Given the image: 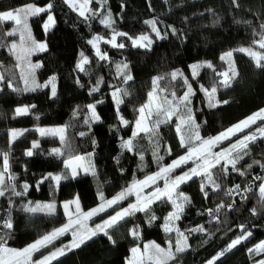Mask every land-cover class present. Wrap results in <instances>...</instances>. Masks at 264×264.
I'll use <instances>...</instances> for the list:
<instances>
[{"label":"trees","instance_id":"obj_1","mask_svg":"<svg viewBox=\"0 0 264 264\" xmlns=\"http://www.w3.org/2000/svg\"><path fill=\"white\" fill-rule=\"evenodd\" d=\"M30 4L52 5L56 25L48 33L43 29L47 14L33 17L30 22L35 39L47 44L45 52L33 57L36 64L40 63L33 80L45 83L55 77L57 89L53 96L50 87L28 88V91L22 87L15 58L7 48L5 29L8 26L0 21V74L4 76L0 90V172L5 155L9 166L2 186L5 195L0 196V243L5 247L22 250L65 225L67 219L61 206L64 201L77 197L82 210L88 212L102 203L101 193L105 201L111 200L134 181H142L159 172L161 167L172 164L188 151V147L181 146V136L185 145L192 146L196 144V132L202 139L213 138L264 109V67H258L253 57L239 51L251 49L264 55L258 43L264 35L261 27L264 0H105L103 3L93 0L90 8L97 14L93 16L88 12L87 20L65 0H0V12ZM109 12L113 23L106 27L100 21ZM150 20L156 21L163 39L146 23ZM114 32L127 34L117 36L116 40L117 44L123 43L124 48L106 42ZM142 35L152 40L150 48L135 47L128 38ZM97 36L103 37L100 49L107 56L105 60L97 56L89 43ZM228 52L232 53L233 62L221 59ZM83 57L89 63L81 72L77 65ZM197 63L203 66L193 75L191 66ZM208 63L212 68L206 66ZM124 64L128 65L127 69L122 67ZM230 66L235 68V75L225 86L220 73ZM173 72L182 75L173 80ZM125 75H131L132 79L125 82ZM157 77L162 79L154 85ZM189 85L192 91L181 112L170 119H161L167 122L160 123L155 134L141 133L133 137L138 110L148 102L149 93L155 89L159 96L172 97L175 103L183 104L181 101ZM96 87L99 90L92 91ZM213 88L216 104L205 97ZM117 89L122 90L123 101L118 111L112 95ZM94 102H100L96 107L100 118L97 123L91 121L88 107ZM21 106H32L34 115L15 118V110ZM120 117L129 122L127 126L121 123ZM181 119L184 124L180 123ZM37 125L63 126L64 140L42 138L38 146L33 147L37 138L33 128ZM177 125L180 132L176 130ZM258 125L244 129L217 146V149L228 148L246 135L256 136L248 143V148L239 153L243 159L238 160L236 168L244 175L233 171L231 165L225 174L218 165L211 171L220 185L219 190H213L204 176L193 177L178 187L176 203L183 204V211L179 213L177 229L187 237L188 247L184 251L176 252V234L164 230L175 205L173 199L163 197L146 211L127 216L108 229L111 240L106 235H97L79 248L66 250L51 264H126L131 249L137 243L148 241L165 247L171 245L175 258L168 264H208L221 252L225 254L214 264H257L264 260V250H255L264 242V197L259 191L264 182L261 166L264 165V136L258 135ZM18 128L30 131L11 145L9 132ZM129 139L133 141L131 150L122 147ZM28 151H32L31 156L27 155ZM90 153L94 154V174L69 176L58 187L55 185L54 175H69L66 161ZM185 168L189 165L176 168L169 179ZM202 183L204 191H201ZM24 185H28L26 192ZM236 185L239 189L230 191ZM13 189L22 194L15 195ZM183 196L189 201L185 202ZM39 203L56 204V213L49 216L27 211ZM221 204L223 208L219 207ZM114 210L92 223L102 224ZM152 216L156 219L151 220ZM9 221L11 228L4 226ZM199 228L203 231H196ZM133 229H138V237L132 236ZM247 231L251 232V237L228 250L232 241ZM70 243L71 236L66 234L35 252L33 262Z\"/></svg>","mask_w":264,"mask_h":264},{"label":"snow or ice","instance_id":"obj_2","mask_svg":"<svg viewBox=\"0 0 264 264\" xmlns=\"http://www.w3.org/2000/svg\"><path fill=\"white\" fill-rule=\"evenodd\" d=\"M65 2L69 5V7L73 8V10L78 11L79 15L81 17H84L85 20H87L89 17L87 15L88 12H91L93 16L97 14L95 10H92L89 5L93 2V0H65ZM101 3L105 2V0H100ZM239 5L237 4V7ZM52 5H47L46 8L36 7L34 5H26L21 8L15 9V10H9L0 12V21H13L17 26H23L25 30L28 29V18L31 16H36L42 12L50 11ZM54 23L53 16H48V22L44 24V29L47 31L48 28L51 26V24ZM101 24H104L106 27H111L113 21L111 20V13H108V16L105 17L100 21ZM146 23L150 24L152 26V31L156 33L157 37H160L163 39L164 37L161 36L159 29L156 26L155 20L146 21ZM262 28H264V25H261ZM173 32H175V29H173ZM8 35H15L16 30H13L12 32L7 33ZM117 36H127L126 33H118L114 32V34L111 37V40L106 41L108 43H111L113 47H119L124 48L125 45L123 43L117 44L116 38ZM130 40H132L133 46H139L148 48L150 47L152 40L150 37L146 35L139 36L135 39L132 37H128ZM20 39L22 43L25 41V35L23 32L20 33ZM27 40L31 42V47L22 48V51L27 54H31L32 51L35 50H45L46 45L44 43H37L34 39L31 37L30 31L28 32ZM103 40V37L97 36L93 40H90L89 43L92 44L94 47H96V54L99 56L101 60L107 59L106 54H101L99 47L97 46L96 42ZM259 47L261 49H264V35L261 36L260 40L258 41ZM17 45L14 43L12 44V49H15ZM241 52H246L249 56L253 57L256 60L258 67H264V64H261V61L264 60V55H262L259 52L252 51L251 49H239ZM82 55V54H81ZM232 53L228 52L226 54L227 58H231ZM17 60L22 59L23 57L21 55H17ZM221 59H225V57H221ZM89 63L88 59L86 57H83L80 61V63L77 65V68L83 72L85 71L84 65ZM203 65H192L193 69V75L196 74V70ZM208 68H212V65L208 63L206 65ZM32 67L38 68L40 67L39 64L33 65ZM124 69H127L128 65L124 64L122 66ZM120 68V66H118ZM123 74V73H122ZM178 75H182L178 72L171 73V77L173 80L177 78ZM221 76H223L225 79L223 83L225 86H227L228 80H229V74L227 72L220 73ZM233 75H235V70L233 69ZM131 75H125V82L128 80H131ZM162 79V77H157L154 79V85L158 83V81ZM4 76L0 74V82H3ZM52 80H55V77L52 78ZM49 83H52V81H49ZM185 83H187V80L185 78ZM25 84H27V79H25ZM47 85H44L46 87ZM9 87H11V84L9 83ZM15 90V89H14ZM25 90H28L27 88ZM98 87L93 88L92 91H98ZM163 91V90H161ZM192 89L189 85L188 92L185 93L183 96V99L181 103L186 102L189 100V94L191 93ZM207 91V90H205ZM155 92V89H154ZM216 92V89L213 88L211 90L210 96L214 95ZM122 90L117 89L115 90L112 95L117 105V111L119 110V104L122 103L121 99ZM52 95H56V88L55 84H52ZM123 95H127L126 92H123ZM175 96V94H172ZM158 99L156 96L153 95V93H149V104H146L142 106L138 111L140 113L139 119L135 122V131L133 132V137L138 135L141 132L144 133H152L155 134V128L159 126L162 122H167V120H160L157 119L153 122V127L149 128L148 122L151 120V117L153 115V112H155V115L157 117L164 116L168 119L171 118V116L177 112L179 109L176 107H172L173 101L168 100L167 97H164L161 103H156L155 108L153 109L151 107L152 102L154 100ZM227 103V101H225ZM167 104L170 107L165 108L164 105ZM89 109L92 113V118L95 120H99V116L96 114L95 108L96 105H89ZM146 109H147V115H146ZM29 111L27 107L24 108H17L16 112L17 114H26ZM189 113L191 112V109L188 110ZM189 120L192 119L191 115L189 114L188 117ZM257 119L264 120V109H261L260 111L254 113L252 116H249L245 120L235 124L231 128L227 129L226 131L222 132L221 134L208 139H202L198 132L195 133L194 140L199 141L198 144H193L192 146L185 145L184 137L181 136V146L188 147L187 154L184 156L179 157L177 160L173 161L172 164L161 167L160 171L147 176L142 181H134L133 184L127 188L124 191H121L117 196L112 198L111 200H104L103 194H100V200L102 203L97 207L94 208L88 212H81L80 206H79V200L78 198L71 203H74L76 205V214L77 218L72 219L71 214L69 215V222L65 224L63 227L54 229L51 233L44 235L40 239L36 240L34 243L30 244L29 246L25 247L22 250H16V249H10L4 246V243H0V264H51V261L54 259H57L59 256H62L65 254L66 250L70 251L73 248H79L82 244L85 243L86 240L91 239L93 236L97 235V233H103L104 235L108 236V229L114 227L119 221L123 220L125 217L134 215L138 211H146L148 209V206L153 202V200L160 199L161 197H167L169 200H172V192L182 183L187 182L188 180H191L193 177L197 176H204L207 179V183L212 186L213 190H219L220 185L215 182L214 174L211 171V169L217 167L218 165L221 167V171L227 174L228 166L231 165L233 171H238L240 175H244L243 171H240L236 168V164L238 160L243 159V156H241L240 150H244L248 148V143L251 141H254L256 139L255 135H246L239 141H237L234 144H231L228 148H223L220 151L216 152L213 151L215 147H217L219 144H221L224 140H227L230 138V136L236 134L237 132H242L245 128L249 127L251 124H254ZM121 123L127 126L129 123L128 121L124 120L123 117H120ZM181 124H184L185 121L181 119ZM177 132H180V126L177 125ZM41 135H44L46 132H50L52 134L56 133H63L64 129H39ZM261 136H264V127L258 129ZM13 137L15 138L17 135H22V133H12ZM83 135V133H81ZM60 139L63 141L64 136L61 135ZM189 144H191V139L189 141ZM37 144H34L33 147H37ZM122 147L131 150L133 147V141L132 139H129L127 141H124L122 144ZM56 153H59V149L53 150ZM170 151V150H169ZM247 155V152L244 153ZM27 155L31 156L32 151H28ZM76 161L83 160V157H75ZM141 159L143 157L141 156ZM190 160L199 161L196 163L195 167H192L189 169V171H186L182 173L179 176H176L175 178L169 179L168 174L173 172L176 168L180 167L183 164H186ZM67 167L71 168L72 176L75 177L76 175V167H73V161L68 160L65 162ZM4 166L5 169L8 167L7 163V155H5L4 158ZM83 167V165H80ZM264 167V165H261ZM251 167V165H249ZM85 171H88V168H85ZM94 174V172H93ZM52 179L56 181L57 184H59L61 177L60 176H53ZM158 179H164L165 185L164 188H156L152 193H150L148 196H142L141 193L143 192L145 187H148L152 184H155ZM4 185V174L0 173V196L5 195V191L3 189ZM205 185L202 183L201 185V191H204ZM28 185H24L25 192L27 191ZM239 189V185L235 186V189H232L230 191H235ZM259 191L261 193V196L264 197V184H262L259 188ZM13 193L15 195H21L22 193L15 192L13 189ZM135 193L136 196V203L130 204L127 208L122 209L121 211L117 212L115 215L111 216L109 219L105 220L103 224H98L94 229H87L86 225L82 221H86L90 219L92 216L99 214L100 212H103L106 210V207H111L114 204H117L121 200L125 199L127 196L132 195ZM205 196H207V192H204ZM182 195V194H181ZM183 200L185 202L189 201V198L186 196H183ZM173 204L175 205L176 211L169 215L168 219L171 220L173 218L179 219V213L183 211V204H177L175 200H172ZM69 205L68 203H65L64 208L67 213ZM220 208H223L224 205H220ZM48 210L50 213L55 210L54 204H46V205H39L37 204L34 208H28L27 211L35 212L38 210ZM255 211V210H253ZM211 214V213H210ZM156 217L152 216L151 220H155ZM79 225L76 230L72 231L73 240L71 244L65 245L63 248H59L56 251L50 253L49 256L44 257L42 260L33 262L31 260L32 254L36 251H39L42 247H47L49 244L53 243L54 240H56L59 236L65 234L66 232H69L74 228V226ZM5 227L11 228L12 224L11 222H6ZM81 229H85V231H81ZM165 231H171V229L168 227V224H165ZM178 231V230H177ZM196 231H203V228L196 229ZM241 231L243 232V226H241ZM131 234L133 237H138V229H133L131 231ZM180 236H183V233H179ZM251 233L248 232L245 235H242L238 237L237 239L233 240L232 243L228 246V250H231L232 248L236 247L238 244L242 242V240L247 239L248 236H250ZM109 240H111V236H108ZM184 240H187V237H184ZM115 243V241H112ZM187 245L180 246V242L177 241V247L176 252H182L185 250ZM257 249L264 250V243H261L257 245ZM250 252L253 251L252 249L249 250ZM131 252L133 254V258L129 260L128 264H168V261L175 258V255L173 254L171 250V245H169L168 250H165L164 248H161L159 245L155 244L154 242L151 244L144 245V251L141 253V250L139 247H135L131 249ZM225 253L221 252L217 257H215L212 261H209V264H214L216 259H219L220 256H223ZM258 264H264V260H261L258 262Z\"/></svg>","mask_w":264,"mask_h":264},{"label":"rangeland","instance_id":"obj_3","mask_svg":"<svg viewBox=\"0 0 264 264\" xmlns=\"http://www.w3.org/2000/svg\"><path fill=\"white\" fill-rule=\"evenodd\" d=\"M30 5H34V6H36V7H40V6H37L36 4H30ZM47 6H44V7H41V8H46ZM89 7H90V5H89ZM73 9V8H72ZM76 11V10H75ZM76 12H78V11H76ZM42 14H47V18H46V20H45V22L43 23V29H44V24L45 23H47L48 22V16L49 15H51V16H53V18H54V23H52L51 24V26L48 28V30L46 31L45 29H44V32L45 33H48L55 25H56V19H55V16H54V14L51 12V10L50 11H46V12H42V13H40V14H38V15H36V16H39V15H42ZM36 16H31V17H29L28 18V21H27V23H28V29L27 30H25L24 28H23V26H17L13 21H1L2 22V24L3 25H7L8 27H6V29H5V34H6V38H7V48H8V50H9V52L13 55V57L15 58V66H16V69H17V71H18V73L20 74V78H21V85H22V87L24 88V89H28V88H30L31 90H34V89H38V90H45V89H47L48 87H50L51 89H52V84L54 83L55 84V88L57 89V83H56V81L54 80H52V79H50L49 81H52V83H49V81L48 82H45V83H39L37 80V82L36 81H34L33 80V75H34V72H35V70H36V68H34V67H32L33 65H36V63L33 61V57L34 56H36V55H38V54H41V53H43V52H45L46 50H47V44H46V42L45 41H37L36 39H35V35L33 34V32H32V29H31V25H30V22H31V19L33 18V17H36ZM13 30H16V34L15 35H8L7 33H9V32H12ZM30 31V33H31V37H32V39H34L37 43H44L45 45H46V49L45 50H35V51H32L31 52V54H27V53H24L23 51H22V48H27V47H31V42L30 41H28L27 40V36H28V32ZM21 32H23L24 33V35H25V41L22 43V41H21V39H20V33ZM116 40H117V38H116ZM102 42H104V40H100V41H97L96 42V44H97V46L99 47V49H100V44L102 43ZM16 44L17 45V47L15 48V49H12V44ZM109 44H111V43H109ZM112 45V44H111ZM135 47H139V46H135ZM139 48H143V49H146V48H144V47H139ZM148 48H150V47H148ZM260 48V47H259ZM261 49V48H260ZM94 50H95V53H96V47H94ZM100 52H101V49H100ZM244 53H246V52H244ZM102 54V53H101ZM247 54V53H246ZM17 55H21L23 58L22 59H20V60H17ZM99 57V56H98ZM223 57H225V59H227L228 61H231V62H233L232 60H230L229 58H227L226 57V54H224L223 55ZM255 60V59H254ZM256 61V60H255ZM37 64H39L40 65V63H37ZM88 64V63H87ZM87 64H85V65H87ZM202 63H197L196 65H201ZM85 65H84V67H85ZM233 69L235 70V68L233 67V66H230V68L227 70V71H225V72H227L228 74H229V80L232 78V76H233ZM25 79H27V84H25ZM224 77L222 76V80L224 81ZM228 80V81H229ZM1 83L2 82H0V90H1ZM44 85H47L46 87H44ZM12 89V88H11ZM28 91V90H27ZM162 93V92H161ZM163 94V93H162ZM210 93L209 92H206L205 93V97L207 98V101H210L211 103H214V104H216V102H215V99H214V97L213 96H210L209 95ZM153 95L154 96H156L158 99H156V100H154L153 102H152V105H151V107L154 109L155 108V104L156 103H161L162 102V100H163V98L164 97H167V96H159L156 92H153ZM114 99V98H113ZM167 99L168 100H171V101H173V105H172V107H176V108H178L179 110L177 111V112H175L174 114H178L179 112H181V109L184 107V102H183V104H179V102L178 103H175V101L176 100H174L172 97L170 98V97H167ZM114 102H115V100H114ZM100 102H94L93 104L94 105H96V107H97V105L99 104ZM93 104H91V105H93ZM115 104H116V102H115ZM146 104H149V100H148V102L146 103ZM145 104V105H146ZM117 106V105H116ZM24 107H27L28 109H29V111L26 113V114H17V112H16V110H15V114H14V117L15 118H20V117H24V116H33L34 114H33V112H32V106H21V107H18V108H24ZM164 107L165 108H168V107H170L169 105H167V104H165L164 105ZM17 109V108H16ZM95 111H96V114H97V109L95 108ZM174 114L171 116V118L174 116ZM98 115V114H97ZM146 115H147V109H146ZM139 116H140V114H139ZM90 118H91V121L93 122V123H97V122H99L100 121V118H99V120H95V119H93L92 118V113H91V110H90ZM163 118H165V119H168V118H166V117H164V116H160V117H157L156 115H155V112H153V115H152V117H151V120L148 122V126H149V128H152L153 127V122L154 121H156L157 119H163ZM138 119H139V117H138ZM137 119V120H138ZM255 124H259L257 127H256V131H257V133H258V135L259 136H261L260 135V133H259V131H258V129L259 128H262V127H264V120H262V119H257V121L254 123V124H251L250 126H253V125H255ZM249 126V127H250ZM61 128H63L64 129V132L61 134V133H56V134H52V133H50V132H46L44 135H41V133H40V131H39V129H46V130H50V129H61ZM248 128V127H247ZM35 131H36V133H37V138L33 141V145L34 144H39V140L40 139H42V138H49V137H55V138H58V139H60V136L61 135H63L64 137H65V128L63 127V126H60V125H37V126H35L34 128H33ZM246 129V128H245ZM136 129H135V127H134V131H135ZM30 131V129H28V128H18V129H12V130H10V132H9V136H10V143H11V145H13L18 139H20L21 137H23L24 135H26L28 132ZM13 132H16V133H22V135H17L15 138L13 137V135H12V133ZM141 133H144V132H141ZM141 133H139V134H141ZM239 132H237L236 134H238ZM138 134V135H139ZM236 134H234V135H232V136H230V138L229 139H227V140H224L223 142H225V141H228V140H230V139H232ZM137 136V135H136ZM196 142V144H197V142L199 143V141H195ZM222 142V143H223ZM221 149H217V147H215L214 149H213V151H216V152H218V151H220ZM93 153H90V154H88V155H86V156H84L83 157V160H81V161H76L75 159H72V161H73V167H76V175H75V177H73L72 176V172H71V168L70 167H67L66 166V164H65V166H66V168L68 169V172H69V175L68 176H66L65 174H60V175H54V176H60L61 177V180H60V182H59V184L61 183V182H63L64 180H66L69 176L71 177V178H78V177H80V176H88V175H92L93 174V172H95V169H94V164H93ZM186 155V154H185ZM81 157V156H80ZM199 161H195V160H190V161H188L186 164H183V165H181L180 167H184V166H188L189 165V168H185V169H183L181 172H179L177 175L179 176V175H181L182 173H184V172H186V171H189V169H191L192 167H195L196 166V163H198ZM80 165H83V167H81ZM180 167H178V168H180ZM85 168H88V171H85ZM176 170V169H175ZM8 171H9V166L7 167V169H5V166L3 167V170L0 172V173H3L4 174V184H5V181H6V178H7V174L6 173H8ZM170 175V173L168 174V176ZM173 178H175V177H173ZM160 182H161V184H160ZM54 183H55V185L58 187V185L59 184H57L56 183V181H54ZM158 184H159V186H158ZM263 184H264V182H263ZM164 185H165V181H164V179H158L157 181H156V183L155 184H152V185H150V186H148V187H145L144 188V190H143V192L141 193V195L142 196H148L150 193H152L156 188H161V189H163L164 188ZM181 185V184H180ZM179 185V186H180ZM178 186V187H179ZM178 187L172 192V199L173 200H175V201H177V189H178ZM126 190V189H125ZM161 198H163V197H161ZM160 198V199H161ZM77 199V197H75L74 199H72V200H69V201H64V202H62L61 203V206H62V209H63V211H64V214H65V217H66V219H67V222H66V224L69 222V215H68V213H70L71 214V218L72 219H76L77 218V214H76V205L74 204V203H71L72 201H74V200H76ZM79 200V199H78ZM129 200V201H128ZM157 200H159V199H156V200H153V202L149 205V206H151L154 202H156ZM65 203H68V205H69V207H68V209H67V213H66V210H65V208H64V205H65ZM133 203H136V196H135V193H133L132 195H129V196H127L125 199H123V200H121L120 202H118L117 204H114V205H112L111 207H106V210L105 211H103V212H100L99 214H97V215H94V216H92L90 219H88V220H86V221H82L85 225H86V228L87 229H94L95 227H96V225H94L93 223H92V221H94L96 218H99L100 216H102V215H104L107 211H111V210H114V213H113V215H115L117 212H119V211H121L122 209H124V208H127L130 204H133ZM46 204H54V203H39V205H46ZM177 204H178V202H177ZM55 205V210L53 211V212H49L48 210H38V211H35V212H33V213H35V214H43V215H49V216H51V215H54L55 213H56V204H54ZM121 205H123L121 208H120V206ZM79 206H80V210H81V212H84L83 210H82V208H81V204H80V201H79ZM148 206V207H149ZM97 208V207H96ZM176 211V208H174V211L172 212V213H174ZM86 213V212H85ZM171 213V214H172ZM112 215V216H113ZM169 217V216H168ZM168 217H167V219H166V221H165V224L167 223L168 224V227L171 229V231H166L167 233H169V234H171V233H175L176 234V236H177V238H178V240L177 241H179L180 242V246H184L185 244L187 245V247H188V243H187V240L185 241L184 240V237H185V235H184V233H183V236H180L179 235V233H181V232H178L177 230V220L178 219H175V218H173V219H171V220H169L168 219ZM126 218V217H125ZM179 218H180V216H179ZM103 224V223H102ZM64 226V225H63ZM63 226H61V227H63ZM61 227H59V228H61ZM79 227V225H77V226H74V228L72 229V230H70L69 232H66L65 234H63V235H61V236H59L57 239H59V238H61V237H64L66 234H70V236H71V242H72V240H73V236H72V231H74V230H76V228H78ZM58 229V228H57ZM164 230H165V225H164ZM81 231H85V229H81ZM249 231H247L246 233H248ZM246 233H244L243 235H245ZM251 233V232H250ZM97 235H104L103 233H97ZM97 235H95V236H97ZM95 236H93V237H95ZM251 237V235L250 236H248L247 237V239H245V240H242V242L241 243H243V242H245V241H247L249 238ZM56 239V240H57ZM55 241V240H54ZM53 241V242H54ZM155 243V244H157V245H159L161 248H164L165 250H168V248H169V246H167V247H165V246H163V245H161V244H159V243H157L156 241H148V242H143V243H137L133 248H135V247H139L140 248V250H141V253H143V251H144V245H146V244H151V243ZM240 243V244H241ZM262 243H264V242H262ZM71 244V243H70ZM239 245V244H238ZM237 245V246H238ZM186 247V248H187ZM7 248H9V247H7ZM42 248H44V247H42ZM42 248H40V249H42ZM235 248V247H234ZM11 249V248H10ZM39 249V250H40ZM74 249H76V248H73V249H71V250H74ZM233 249V248H232ZM171 250H172V252H173V254H174V251H173V249H172V247H171ZM255 250L256 251H259L260 249H257V247L255 248ZM37 252V251H36ZM35 253V252H34ZM34 253L32 254V257H31V260L33 261V255H34ZM133 258V254H132V252H131V254H130V257H129V259L127 260V262H126V264H128V262H129V260H131ZM217 260V259H216ZM215 260V261H216ZM215 263V262H214ZM209 264V263H208ZM258 264V263H257Z\"/></svg>","mask_w":264,"mask_h":264}]
</instances>
